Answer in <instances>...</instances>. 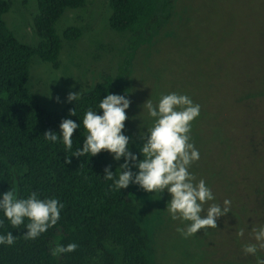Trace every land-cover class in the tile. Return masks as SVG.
I'll return each instance as SVG.
<instances>
[{"label":"rangeland","instance_id":"obj_1","mask_svg":"<svg viewBox=\"0 0 264 264\" xmlns=\"http://www.w3.org/2000/svg\"><path fill=\"white\" fill-rule=\"evenodd\" d=\"M5 1L11 3L4 16L8 28L23 45L37 47L38 0ZM167 1L168 9L159 13L162 28L150 37L142 34L133 51L132 35L109 27V0H86L83 8L66 10L56 26L63 46L59 70L34 58L27 87L43 108L58 112L76 102H67L70 91L92 90L118 76L129 61L131 104L124 134L136 147L143 143L139 132L154 123L142 109L147 99L155 105L162 94L189 96L201 106L190 132L200 159L189 171L214 193L205 209L228 199L231 212L217 220V228L184 238L177 228L190 222L171 219L167 190L149 193L133 184L130 196L149 233V259L152 264H256L264 250L245 255L242 247L255 242L252 226L264 225V0ZM69 28H79L82 37L64 40Z\"/></svg>","mask_w":264,"mask_h":264},{"label":"trees","instance_id":"obj_2","mask_svg":"<svg viewBox=\"0 0 264 264\" xmlns=\"http://www.w3.org/2000/svg\"><path fill=\"white\" fill-rule=\"evenodd\" d=\"M85 5L86 0H38L34 29L41 42L34 48L23 45L8 28L4 16L11 3L0 0V199L11 188L20 199L36 191L41 199L55 198L64 205L58 223L32 240L23 237L28 231L27 218L19 228H13L0 210V220L4 221L0 235L10 231L16 236L13 245H0V264H152L149 233L140 219V207L130 196L133 184L119 191L110 187L113 182L104 179V168L111 164L115 172L118 167L107 151L72 156L83 147L87 135L83 126L86 110L102 115L99 103L110 93L127 98L130 62H125L118 76L106 77L58 112L43 108L39 97L27 87L34 58L59 70L63 46L57 23L66 10ZM168 5L167 0H109V27L132 35L133 51L142 34L150 37L162 28L159 13ZM81 37L79 28H69L63 36L69 42ZM69 109H75L76 116H70ZM62 119L80 125L73 134L71 150L59 136ZM49 129L58 135L56 142L43 136ZM129 148L143 159L139 148L133 144ZM67 157H71L70 164ZM69 243L77 244V249L59 256L51 254L57 244Z\"/></svg>","mask_w":264,"mask_h":264},{"label":"clouds","instance_id":"obj_3","mask_svg":"<svg viewBox=\"0 0 264 264\" xmlns=\"http://www.w3.org/2000/svg\"><path fill=\"white\" fill-rule=\"evenodd\" d=\"M80 95L81 91H70L67 102L78 101ZM55 99L58 103L61 102L59 96ZM130 104L131 100L125 95L110 93L99 103L102 115L91 108L86 110L83 126L87 135L83 147L78 148L72 156L84 157L89 153L96 156L107 151L115 161L124 158V163L115 172L112 171L111 164L104 168V179L112 181L110 187L118 191L127 189L130 184L138 185L149 193H163L167 190L171 199L166 210L171 219L190 222L186 227L177 228L184 238L197 234L201 229L217 228V220L231 212V201L225 199L223 206L211 203L205 209L207 202L215 201L214 193L204 179L197 181L196 176L189 171L191 165L200 159L199 151L191 142L190 132L191 122L199 116L201 106L189 96L176 92L162 94L155 105L151 98L147 99L142 109H146L148 115L154 118V123L146 132H139V139L143 142L137 146L139 155L143 157L140 159L129 148L130 143L135 141L124 134L125 121L128 119L126 110ZM69 115L76 116V110L69 109ZM78 127L80 125L72 119H62L59 125V136L63 138L67 150L72 149L73 134ZM43 136L52 142L59 138L51 129L45 131ZM71 157H67L66 163H71ZM133 168L138 171H133ZM63 207L58 199H41L36 191H32L27 198L20 199L15 190L10 188L0 199V210L13 228H19L25 223V218L28 219L29 222L25 225L28 231L23 235L26 240L36 239L54 227ZM3 223L0 220V226ZM237 235L243 237L244 231L239 230ZM250 236L255 242L246 243L242 250L245 255L255 256L259 250H264V225H253ZM15 241L16 236L10 231L6 235H0V245L11 246ZM77 247L75 243L67 246L57 244L51 248V254L59 256L73 252ZM256 264H264V258L257 256Z\"/></svg>","mask_w":264,"mask_h":264}]
</instances>
